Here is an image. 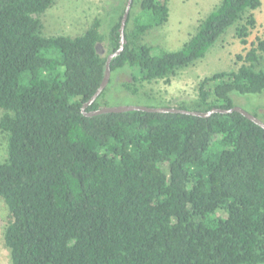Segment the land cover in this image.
I'll return each instance as SVG.
<instances>
[{
  "label": "trees",
  "instance_id": "1",
  "mask_svg": "<svg viewBox=\"0 0 264 264\" xmlns=\"http://www.w3.org/2000/svg\"><path fill=\"white\" fill-rule=\"evenodd\" d=\"M135 1L142 13L132 19L131 7L125 49L111 63L112 73L138 72L134 89L124 85L133 93L136 83L170 84L233 25L247 45L262 5L221 0L180 51L155 55L144 36L167 24L171 0ZM55 3L0 0V199L12 216L11 264H264V129L237 112L85 116L106 71L101 21L75 38L45 37ZM125 10L110 27L111 54ZM236 59L237 70L204 78L198 98L177 108L231 110L234 95L262 94L264 38ZM107 92L86 113L107 107Z\"/></svg>",
  "mask_w": 264,
  "mask_h": 264
},
{
  "label": "rangeland",
  "instance_id": "2",
  "mask_svg": "<svg viewBox=\"0 0 264 264\" xmlns=\"http://www.w3.org/2000/svg\"><path fill=\"white\" fill-rule=\"evenodd\" d=\"M128 0H56L54 6L43 16L45 37L66 36L75 38L83 35L96 20L101 21L100 32L104 37L97 47L98 55L107 60L112 47L109 41L110 27L122 14ZM221 0H171L170 18L162 27L148 31L143 42L154 47V54L180 51L190 40L199 27L216 8ZM260 9L255 11L257 27L243 45L236 37V25L231 26L209 50L205 58L195 62V65L180 70L171 78L170 84L163 80L136 83L138 93L127 90L124 85L132 84L135 73L129 68L111 74V84L103 103L107 107L135 106L148 108H177L179 105L192 104L198 98V88L204 78L216 73L237 70L242 63L237 55H245L251 49L257 38H264V0ZM142 10L138 1L133 4L131 16H140ZM148 19V18H147ZM133 22L131 21V25ZM56 57V56H54ZM259 69L264 70V60ZM237 107L250 114H257L264 122V92L256 95H234ZM106 102V103H105ZM3 112L0 111V118ZM7 157V138L0 131V162ZM12 221V216L4 200L0 199V264H11V254L4 241L6 227Z\"/></svg>",
  "mask_w": 264,
  "mask_h": 264
},
{
  "label": "water",
  "instance_id": "3",
  "mask_svg": "<svg viewBox=\"0 0 264 264\" xmlns=\"http://www.w3.org/2000/svg\"><path fill=\"white\" fill-rule=\"evenodd\" d=\"M132 4H133V0L127 1L126 10H125L122 23H121V28H120V36H121L120 48L115 53L111 54L108 57L106 61L105 76H104V79L99 89L97 90L95 95L87 103L84 104L82 108V112L85 114V116L93 117V116H98V115H103V114H112V113L118 114V113L131 112V111H142V112H147V113H157V114L172 113V114L191 115V116L200 117V118H209L213 114H231V113L237 112L243 115L244 117H246L248 120L254 122L256 125L264 129V122L262 120H260L255 115L246 112L240 107H235L231 110H223V109L214 108L209 112H197V111L181 110V109L173 108V107L148 108V107H135V106H120V107H104L95 112L86 113V109L95 103V101L99 98V96L104 92V90L109 85L111 74H112L111 63L113 59L120 56L125 49V45L127 43V40L125 38V28H126L127 20L129 18V13L131 11Z\"/></svg>",
  "mask_w": 264,
  "mask_h": 264
}]
</instances>
